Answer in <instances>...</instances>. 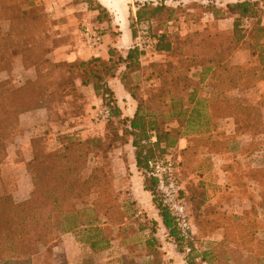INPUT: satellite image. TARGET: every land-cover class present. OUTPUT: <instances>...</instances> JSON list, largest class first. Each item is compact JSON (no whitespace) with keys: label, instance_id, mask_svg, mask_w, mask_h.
Here are the masks:
<instances>
[{"label":"trees","instance_id":"trees-1","mask_svg":"<svg viewBox=\"0 0 264 264\" xmlns=\"http://www.w3.org/2000/svg\"><path fill=\"white\" fill-rule=\"evenodd\" d=\"M39 7H42L41 10ZM207 8L216 17H222L226 11L230 13L234 17L232 30L219 35L204 34L207 32L206 28L191 31L181 43L190 50L193 49L192 53L180 60L179 65H171L169 62L166 73L173 72L177 75L171 76L169 80L163 76L155 95L159 98L164 94L168 95L172 114L178 117L186 115L189 109H184V106L195 99L194 92L188 91L191 88L189 83L192 82L189 73L193 66H200L202 72L199 82L207 76L212 80L211 109L217 106L216 111L213 110L214 115H237L240 112L250 115L254 110L258 116L256 133L263 132L261 108L245 106L238 96H229L227 92L264 83V27L261 25L264 0L229 3L223 12L211 5ZM164 10H169L164 3L155 6H151L149 2L140 4L131 24L132 36L135 38L134 24L151 20ZM103 12L100 10L99 16ZM170 16L171 10L167 18ZM243 18L249 19V22L252 20L251 25L245 27L242 24ZM49 20L43 0H0V71L10 68L11 58L19 56L25 68L29 64L39 72L40 65L48 70V74L57 72V77L51 83L58 87H63L64 84L74 89L75 80H80L82 85H92L95 93L102 97L104 106L110 109L111 115L118 117L120 111L106 80L114 76L124 64L125 72H121L122 83L137 99L134 88L129 87L126 74L138 66V49L132 46L123 57L114 48H110L106 61L98 57L73 62L51 61L47 57L48 53L43 51V47H46L43 37L49 31ZM2 21L8 22L6 30L2 27ZM246 36L250 39L248 49L252 54L258 55L259 63L258 66L247 65L244 69L243 65L232 64L230 57L245 43ZM155 49L160 52L172 50L167 34L157 35ZM181 68L185 69V75L181 73ZM166 84L170 87L165 88ZM4 85L0 81V166L6 157L9 135L19 125V115L40 107L46 108L38 82L30 80L17 88H3ZM140 109L139 102L134 117L121 118L119 122L126 125L129 121L131 128L128 133L133 137L136 163L145 176L146 189L152 192L169 235L183 252L184 238L180 236L173 218L158 202L154 180L146 172L150 160L169 155V148L177 142L176 131L165 129L164 121L158 122ZM189 112L193 113V110ZM248 119L251 117L248 116ZM247 126L251 129L250 123ZM107 127L112 131L114 140L107 144L105 151L119 136L118 128L111 121H108ZM127 129H123L124 134ZM153 135L156 140L151 142ZM103 142L97 137H68L61 148L48 151L42 146L41 137L31 140L32 157L26 165L32 185L28 198L15 201L9 193H0V264H30L31 256L47 246L50 236L55 232L75 233L78 241L88 244L94 253L110 246V241L116 235L112 227L122 224L121 206L116 204L117 194L111 186V171L103 163L91 168L88 175L84 173L90 153L96 149L101 150L104 147ZM177 163L179 165L180 161ZM87 199L90 200L89 203L82 206ZM155 241V238H150L145 244L152 246ZM186 246L189 249L186 262L195 264L192 242L188 241ZM207 254L209 252H202L201 259L208 262ZM122 264H132V259L123 260Z\"/></svg>","mask_w":264,"mask_h":264},{"label":"rangeland","instance_id":"rangeland-1","mask_svg":"<svg viewBox=\"0 0 264 264\" xmlns=\"http://www.w3.org/2000/svg\"><path fill=\"white\" fill-rule=\"evenodd\" d=\"M144 2H149L151 6L158 4L155 3V0H137L139 4ZM167 7L169 10L162 11L157 17L151 20L134 24L133 27L135 37L143 34V31H147L150 38L155 39L156 42L157 35L167 34L173 44L172 50L167 52L168 55L162 62L158 61V58L150 59L149 57L153 56L152 53L145 54L138 50L140 52L139 57L145 55L146 58L141 61L138 58L137 68L133 71H128L126 74L129 87L134 88L137 96L136 100L142 104L140 111L148 114V117L154 118H156V115L159 118L160 114L166 116L169 112V108H163V105L160 104L161 102H169V96L164 94L159 98L155 95L156 88L160 86L163 76L169 80L171 76L177 75L173 72L171 74L170 72L168 74L166 73L165 70L168 68L169 62L171 65L176 63L179 65L180 60L185 59L193 50L183 46L181 43L193 31V29L190 32L185 31L187 29L186 25H188L187 16L184 19V26H180L182 23L180 24L178 22L181 19L180 17H182V13L175 15L177 9L172 8L171 5ZM41 8L39 7L40 10ZM170 10L171 16L167 18ZM190 14L187 13V15ZM188 20L191 21L192 18ZM49 23L51 24V20H49ZM2 27L6 30L8 22L2 21ZM48 27L49 31L43 37L44 43L46 44L45 49L43 47V51L48 53L47 57L50 59L49 53L55 47L58 40L53 35L52 26L48 25ZM206 29L207 32H204V34L219 35V33H226L220 29L218 30L216 26ZM243 46L244 43L241 44V47ZM11 60V67L6 71H0V81L5 83L3 88H17L27 81L34 80L40 85V90L43 92L42 100L54 121L62 122L67 120L69 122H78V130L66 132V134L59 136L61 138L59 148L66 143V135L69 138L86 139L77 133L83 129L88 128V130H91V128L96 127L98 120L95 117V113L97 111L95 109L94 111H89V101L76 85L77 80L74 81L76 86L74 89L70 85L64 84L63 87H58L55 83H51L53 78L57 77V72L48 74V70L40 65H38L40 67L39 72H36V68L31 65L29 66V64L25 68L19 56H13ZM50 60L53 61L52 59ZM249 65L254 66L252 64ZM248 66L243 65V68L245 69ZM121 72L125 71L122 70ZM181 73L186 74L184 68H181ZM184 82L185 80L182 83ZM200 83L199 81L192 80L189 86L197 88ZM169 87V84L165 85V88ZM250 87L241 88L240 101L245 106L261 108L262 120L264 121V87ZM150 110L154 111L153 115L150 114ZM90 114L91 116H89ZM248 116L251 119H248ZM237 118V135L246 134L251 137V139L248 138L247 145L243 148L244 150H241L244 155L243 158H239L238 161L230 165V183L236 186L239 195L236 192L232 193L229 191L226 188L228 186L227 184L222 188V186L213 183V171L205 169L207 167L206 163L197 166L198 160L192 152L187 157L185 156L186 159H184V162L180 166L178 165V177L182 186L181 193L187 203L193 230L190 237L183 239L182 250L184 251L182 253L186 257V254L189 252L186 243L188 241L192 242L194 247L192 254L195 255L193 257L195 264H264V166L258 167V161H264V131L256 133L258 130V116L254 110L250 112V115L240 112L237 114ZM160 119L163 121L166 120L165 118ZM84 120L87 121V124H84ZM248 123H250L251 129L248 128ZM119 127L121 126H117V128ZM119 130L120 128L117 129V131ZM19 132L20 128L18 125L9 135L6 146V157L0 166V193H9L15 201L27 199L32 188L31 180L26 170V165L29 160L27 161L25 159L28 151L19 148L13 150V145ZM118 139H125V137L119 136ZM229 139L232 138L224 135L222 130H217V134L211 136L207 141L203 139L202 141H191L190 143L192 146L195 145L193 146L194 148L206 144L213 150H222L226 147ZM233 139H237V137ZM112 140V134H108L103 142L104 147L101 148L103 152L107 144ZM47 141V136L41 137L42 146L50 151ZM258 150L263 151L261 153L262 156L259 158L254 157V152ZM169 155L179 161L175 156L176 154L169 153ZM103 163H106V161H103ZM92 167H95V165L87 162L84 173L88 175ZM204 173L207 174V178L210 181H205L206 184L201 187L198 180H200L199 176L202 177ZM113 190L117 194L116 204L121 206L120 210L122 212V224L119 227L118 225L112 227V230L116 234L114 237L119 241V245H115L114 247L115 253L112 254L114 258L110 259V256L100 254L99 252L101 251L95 253L91 249L87 251L83 245L88 247L89 245L78 241L76 234L77 247L67 246L66 251L61 250L58 246L61 245L62 234L55 232L54 235L50 236L48 245L31 256L30 264H58L61 262L70 264L67 256L72 258L71 264H122V261L128 258L132 259V264H161L163 257L160 251L158 252L156 250V252H151L152 256L147 257L149 249H153L157 243L155 242L152 246L145 244L142 235L144 221H141L142 228H140L136 218H134L135 214L138 213V209L131 202L127 194L116 192V188H113ZM212 197L215 198V202ZM238 198L241 201L240 204H238ZM89 201L87 199L82 206L89 203ZM148 227L151 228V225L149 224ZM169 237L170 241H174L171 236ZM204 251L209 252L206 255V258L209 259L208 262L201 259V254Z\"/></svg>","mask_w":264,"mask_h":264},{"label":"crops","instance_id":"crops-1","mask_svg":"<svg viewBox=\"0 0 264 264\" xmlns=\"http://www.w3.org/2000/svg\"><path fill=\"white\" fill-rule=\"evenodd\" d=\"M238 1L242 0H155V3H164L167 6L171 5L172 8L177 9L175 15L182 13V17L179 16L181 19L178 22L180 24L182 23L180 26H184V19H186L187 16L188 25H186V32H190L192 29H210L214 26H216L218 30L230 32L233 28L234 17L226 11V5ZM43 2L45 11L51 20L50 25L53 29V35L55 39L58 40L55 47H53L49 53V57L53 61L73 62L77 60H88L93 57H98L106 61L109 58L110 48H114L119 55L125 57L128 50L133 46L134 37L132 36L131 24L140 6L137 0H43ZM210 5L222 12L226 11L225 14L222 17H216L214 13L207 8V6ZM100 10L104 12L99 16ZM187 13L191 14L187 15ZM189 18H192V20L189 21ZM251 23L252 20L249 22V26ZM261 25L264 27V14L261 18ZM85 26L96 28L102 33V42L100 45L95 48L87 46L82 36V31ZM249 42L250 39L246 36L244 46L234 51L233 55L230 57L232 64H252L258 66V55L252 54L248 49ZM152 54L153 56L149 58H158L160 62L164 61V58L168 55V53L164 51H156ZM144 58H146L145 55L139 57V61ZM122 70H125L124 64L120 66L114 76L106 80L107 86L113 92L114 102L120 111V115L115 117L111 115L110 112L109 118L106 120H98L95 128H91V130H88V128L83 129L77 134L82 138L97 137L104 141L108 134H112V131L107 127L108 121H111L115 127L121 126L119 127L120 130L118 131V135L124 136L125 139H118L120 141L116 140L111 142V147L104 152L100 149L94 150L89 155L88 162L92 165L99 166L102 165L103 161H106L107 167L112 174V188H116V192L120 194H127L131 202L134 203V206L138 209V213L135 214L134 218H136L140 228H142L141 221H144L142 232L144 242L150 238H155V242L158 244H156L153 249H149L147 257H151V252H156V250H158L163 257L161 264H187L185 255L180 251L174 241H170L169 230L163 223L160 211L155 204L153 194L149 189H146V180L143 171L137 167L135 147L132 143L133 137L128 133V130L131 128L129 121L126 125L119 122L121 118H133L138 110L139 104L132 96L130 90L125 88L122 83ZM201 72L202 67L195 66L190 70L189 77L192 80L199 81ZM211 82V78L207 76L201 81L197 88L191 87L188 90L189 92H194L195 99L192 103L184 106V109H189L186 115L179 117L173 115L171 104L165 102L160 104L163 105V108H169V112L166 116L160 114L159 118H157L156 115V120L161 122L163 120L160 118H165L166 120L163 122V127L168 130L176 131L177 142L173 147H170L168 151L171 154H176V158L180 161L179 166L184 162L188 154L192 152L198 160L197 166L206 163L207 167H205V169L213 171V183L222 186V188L227 184L228 186L226 188L229 191L232 193L236 192L237 195H239L236 186L230 183V165L238 161L239 158H243V148L246 147L248 138L251 139V137L246 134L237 135V115H214L210 103L212 95ZM76 85L89 101V111H94V109L98 111V109L104 107L102 97L95 93L92 85H82L80 80L76 81ZM260 87H264V83H256L250 88ZM227 94L229 96L240 97L241 88L232 89L228 91ZM192 110L193 113H190L189 111ZM150 111V114L153 115L154 111ZM89 116H91V114ZM88 119H90V117H88ZM84 124H87L86 120H84ZM77 125L78 122L75 121H54L50 112L45 107L24 112L19 115L20 132L15 139L13 150L19 148L28 151L25 159L28 161L32 157L30 150L31 140L33 138L47 136L48 149L50 151L56 150L61 145V138L59 136L66 134V132L78 130ZM126 128H128L127 133L124 134L123 129ZM217 130H222L224 135L228 138H232L228 140L224 149L213 150L206 144L199 145L198 148H194L193 146L195 145H191V141L209 140L211 136L217 134ZM177 132H179V134H177ZM234 137H237V139H233ZM65 138L67 139L68 136L66 135ZM112 139L114 140L113 135ZM155 140L156 136L153 135L151 137V142ZM262 152V150L254 152L256 155H254V157H261ZM263 166L264 161L262 162V160H259L258 167ZM199 179L198 181L201 187L206 184L205 181H210L206 173H204L202 177L199 176ZM212 199L214 200L215 198L212 197ZM239 200L238 198V204L241 203ZM215 201L216 200H214V202ZM149 224L151 228L148 227ZM61 234V245H57L61 250L66 251L67 246L77 247L78 242L76 241L75 233L65 232ZM115 245H119V241L114 237V239L110 241V246L99 253L110 256L109 258L112 259L114 258L112 254L115 253ZM83 246L87 251H90V246ZM67 257L71 264L72 258L69 256Z\"/></svg>","mask_w":264,"mask_h":264},{"label":"built area","instance_id":"built-area-1","mask_svg":"<svg viewBox=\"0 0 264 264\" xmlns=\"http://www.w3.org/2000/svg\"><path fill=\"white\" fill-rule=\"evenodd\" d=\"M242 24L249 26V19L243 18ZM87 46L95 48L102 42V33L96 28L85 26L82 31ZM156 40L150 38L147 31L135 37L133 46L146 53L156 52ZM110 116L109 108L104 106L95 113L97 120H106ZM147 175L154 180L155 195L160 205L170 214L180 235L186 239L193 233L187 203L181 195V183L178 177V163L171 155L156 157L148 162Z\"/></svg>","mask_w":264,"mask_h":264}]
</instances>
